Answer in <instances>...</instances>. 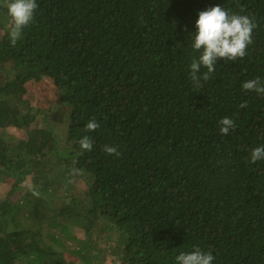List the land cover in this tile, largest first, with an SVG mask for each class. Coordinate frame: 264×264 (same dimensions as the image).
<instances>
[{
  "label": "trees",
  "instance_id": "16d2710c",
  "mask_svg": "<svg viewBox=\"0 0 264 264\" xmlns=\"http://www.w3.org/2000/svg\"><path fill=\"white\" fill-rule=\"evenodd\" d=\"M37 4L11 46L0 0V129L30 127L32 114L10 99L22 104L27 84L47 78L69 93L70 113L55 114L68 120L67 145L55 153L48 126L17 141L0 133V264H95L108 239L111 264H176L197 247L212 264H264V160L249 161L264 145V94L242 89L264 80V0ZM217 5L255 18L253 43L196 88L191 33ZM93 117L100 127L85 132ZM223 117L235 121L228 135ZM84 135L91 151L78 143Z\"/></svg>",
  "mask_w": 264,
  "mask_h": 264
},
{
  "label": "clouds",
  "instance_id": "9594fccd",
  "mask_svg": "<svg viewBox=\"0 0 264 264\" xmlns=\"http://www.w3.org/2000/svg\"><path fill=\"white\" fill-rule=\"evenodd\" d=\"M7 16L10 18L7 35L11 46H15L21 39L23 31L34 20V13L38 8L37 0H3ZM257 27L255 18L225 10L217 5L200 11L195 22V31L191 33V48L197 55L193 56L189 64V76L196 88H202L215 71L217 61L234 62L243 59L247 48L253 43V31ZM206 71H201V69ZM242 89L257 94H264V80L256 77L242 83ZM239 108H246L247 102H242ZM219 131L228 135L235 128V121L223 117L218 121ZM100 127L93 117L84 126L85 132H93ZM84 151H91L93 141L89 135H84L78 141ZM103 150L109 155L119 157L121 153L111 145H104ZM264 160V145L255 147L249 154V161L256 163ZM75 171V170H74ZM33 195L39 196L38 191ZM214 256L211 251L194 248L190 252H180L175 257L176 264H212Z\"/></svg>",
  "mask_w": 264,
  "mask_h": 264
},
{
  "label": "rangeland",
  "instance_id": "374dc122",
  "mask_svg": "<svg viewBox=\"0 0 264 264\" xmlns=\"http://www.w3.org/2000/svg\"><path fill=\"white\" fill-rule=\"evenodd\" d=\"M27 92L30 90L32 91L31 94H27L29 100L20 103V105L15 101V99L11 100V103L14 106H17L18 112L23 111V113L30 112L32 114L31 121H30V127L28 129L22 127L23 125L17 124V126L10 128V130L7 129H0V133H4L3 131H7V134L10 133L12 135L11 141H17L21 138L25 137V131L28 132L29 128H35L36 125H39L40 127L48 126L54 131L55 139L51 143L52 150L57 153L59 156H62V154L66 151H64L62 148L67 145L66 138H67V126L68 123L64 116L56 117L55 114L60 112L62 115H67L70 113V105L67 101L68 91H62L60 92L58 87H56L51 80L45 78L41 81H35L30 82L26 86ZM33 101V102H32ZM34 104V105H33ZM43 108L46 107L48 111H53V115L47 117L46 115H43L42 113H37L34 108ZM17 112V114H18ZM38 114V115H37ZM22 127V128H21ZM55 160L56 158L53 157ZM58 160V159H57ZM81 186H86V184H83ZM8 189L7 185H4L0 188V192H5ZM75 232V230H74ZM78 233V232H75ZM45 240L47 239V236L44 235ZM95 239L99 242V238L95 236ZM46 244V242H45ZM47 245V244H46ZM100 247L103 248V251L100 254H103V257H101L98 262L96 261L95 264H111V261L113 257L110 254V250L116 246V240L115 239H108L105 241L99 242ZM27 250V248H26ZM52 250V249H51ZM24 254L23 252H21ZM66 260H70L68 256H65ZM105 257V260H102ZM74 260L78 261V257L73 254L72 257ZM118 262V261H116Z\"/></svg>",
  "mask_w": 264,
  "mask_h": 264
}]
</instances>
